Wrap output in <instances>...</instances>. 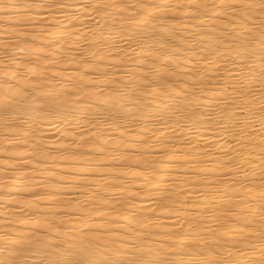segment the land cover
Wrapping results in <instances>:
<instances>
[{
  "label": "bare ground",
  "instance_id": "obj_1",
  "mask_svg": "<svg viewBox=\"0 0 264 264\" xmlns=\"http://www.w3.org/2000/svg\"><path fill=\"white\" fill-rule=\"evenodd\" d=\"M87 1L0 0V264H264V0Z\"/></svg>",
  "mask_w": 264,
  "mask_h": 264
},
{
  "label": "rangeland",
  "instance_id": "obj_2",
  "mask_svg": "<svg viewBox=\"0 0 264 264\" xmlns=\"http://www.w3.org/2000/svg\"><path fill=\"white\" fill-rule=\"evenodd\" d=\"M85 1H86V0H85ZM88 1H89V0H88ZM88 1H87V2H88ZM137 1H138V3H140L139 1H142V0H135L136 4H137ZM87 2H85V3L88 4ZM93 7H94V5H92V6H90V7L88 8V11H87L88 16L91 15V12L93 11ZM82 40H83V39H82ZM78 42H79L78 44L82 45L84 41L79 40ZM81 42H82V43H81ZM119 43H120V44H119ZM119 43H118V45L120 46L119 48H121L122 45L125 44V43H123V42H119ZM132 47H133V48H132ZM134 47H135V46H131L130 48H132V49L134 50ZM128 52H131V49H130ZM154 127H156V126L154 125V126H151L150 128H148V131H149L150 133L153 131V132H152L153 134L151 133L152 135H154V134L156 133V131H157V128H154ZM82 128H83V126H82ZM153 129H154V130H153ZM151 130H152V131H151ZM155 130H156V131H155ZM259 130H260L261 132L263 131L262 128H260ZM149 132H148V133H149ZM154 132H155V133H154ZM48 133H49V132H48ZM151 134H149V135H151ZM74 135H75V134H74ZM152 135H151V136H152ZM224 140H225V139H224ZM225 141H226L227 143H229L230 145L233 143V141L231 140V138H230V139L226 138ZM228 141H229V142H228ZM230 141H232V142L230 143ZM186 143H187V142H186ZM188 143H189V141H188ZM187 199H188V200H187V202H188L187 204L189 205V203H190L192 197L190 196V197H188ZM245 199H246V198H245ZM187 204H186V205H187ZM61 217H62V215H61ZM64 217H65V216H63L62 219H65Z\"/></svg>",
  "mask_w": 264,
  "mask_h": 264
}]
</instances>
